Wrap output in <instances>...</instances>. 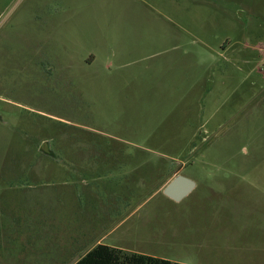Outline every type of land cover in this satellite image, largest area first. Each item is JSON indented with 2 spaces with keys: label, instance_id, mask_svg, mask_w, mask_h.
I'll list each match as a JSON object with an SVG mask.
<instances>
[{
  "label": "rangeland",
  "instance_id": "rangeland-1",
  "mask_svg": "<svg viewBox=\"0 0 264 264\" xmlns=\"http://www.w3.org/2000/svg\"><path fill=\"white\" fill-rule=\"evenodd\" d=\"M97 200L136 251L264 264V0H0V264Z\"/></svg>",
  "mask_w": 264,
  "mask_h": 264
},
{
  "label": "crops",
  "instance_id": "crops-1",
  "mask_svg": "<svg viewBox=\"0 0 264 264\" xmlns=\"http://www.w3.org/2000/svg\"><path fill=\"white\" fill-rule=\"evenodd\" d=\"M73 198L75 200L72 202L77 201L75 194H73ZM122 200L120 206L126 199ZM95 204L96 207L93 208ZM104 206L105 203L97 200L92 205L90 212H84L75 206L71 212L65 209L63 215L40 214L32 219L23 218L22 222L29 223L27 227L35 231L33 253L28 251L31 256L25 255V259L21 257L25 247L21 248V245L8 247L13 250L12 254H15L12 257L13 264H75L99 244L126 252L147 254L126 246L125 243L128 241L121 236L129 229L125 227V231H123L121 228L131 214L116 220L113 219V216L102 214ZM26 247L28 249V246Z\"/></svg>",
  "mask_w": 264,
  "mask_h": 264
},
{
  "label": "trees",
  "instance_id": "trees-1",
  "mask_svg": "<svg viewBox=\"0 0 264 264\" xmlns=\"http://www.w3.org/2000/svg\"><path fill=\"white\" fill-rule=\"evenodd\" d=\"M75 264H185L149 254L126 252L99 244Z\"/></svg>",
  "mask_w": 264,
  "mask_h": 264
},
{
  "label": "water",
  "instance_id": "water-1",
  "mask_svg": "<svg viewBox=\"0 0 264 264\" xmlns=\"http://www.w3.org/2000/svg\"><path fill=\"white\" fill-rule=\"evenodd\" d=\"M195 187V182L181 174L175 175L163 188V193L174 201H180Z\"/></svg>",
  "mask_w": 264,
  "mask_h": 264
}]
</instances>
